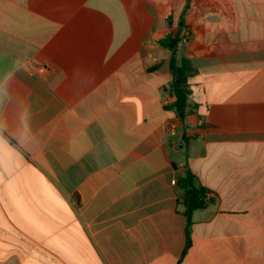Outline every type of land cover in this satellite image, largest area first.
Instances as JSON below:
<instances>
[{"label": "crops", "instance_id": "1", "mask_svg": "<svg viewBox=\"0 0 264 264\" xmlns=\"http://www.w3.org/2000/svg\"><path fill=\"white\" fill-rule=\"evenodd\" d=\"M186 2L0 0V264H264V0H190L182 121Z\"/></svg>", "mask_w": 264, "mask_h": 264}, {"label": "trees", "instance_id": "2", "mask_svg": "<svg viewBox=\"0 0 264 264\" xmlns=\"http://www.w3.org/2000/svg\"><path fill=\"white\" fill-rule=\"evenodd\" d=\"M189 9L190 0H187L177 23L178 32L176 34H169L160 41V45L168 49L172 54L170 61L172 83L169 94L174 98V102L167 109H174L177 117L182 121H185L188 114V100L190 95L188 79L193 71L191 60L179 57V47L184 41L181 33L186 28L184 20ZM168 23L169 25L172 24L171 18L168 20ZM183 140L185 145L188 146L189 138L184 136ZM177 188L179 191L178 204L182 207V213L187 220L184 256L192 246L191 227L193 213L214 204L215 200L208 197L210 190L202 186L198 182L196 175L191 171L188 156H186L185 176L177 182Z\"/></svg>", "mask_w": 264, "mask_h": 264}, {"label": "built area", "instance_id": "3", "mask_svg": "<svg viewBox=\"0 0 264 264\" xmlns=\"http://www.w3.org/2000/svg\"><path fill=\"white\" fill-rule=\"evenodd\" d=\"M182 37H183V40H184V41H186V40L189 39L190 34H189L188 30H184V31L182 32ZM208 197H210V196H208Z\"/></svg>", "mask_w": 264, "mask_h": 264}]
</instances>
